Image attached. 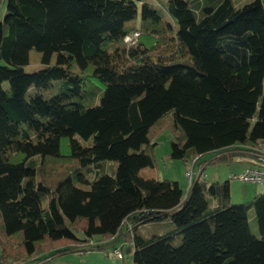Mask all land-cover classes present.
I'll use <instances>...</instances> for the list:
<instances>
[{"label": "trees", "instance_id": "16d2710c", "mask_svg": "<svg viewBox=\"0 0 264 264\" xmlns=\"http://www.w3.org/2000/svg\"><path fill=\"white\" fill-rule=\"evenodd\" d=\"M163 131L167 157L199 168L185 196L175 181L140 176ZM262 139L264 0L6 1L0 261L123 236L132 264H264V192L233 204L229 181L201 179Z\"/></svg>", "mask_w": 264, "mask_h": 264}, {"label": "rangeland", "instance_id": "374dc122", "mask_svg": "<svg viewBox=\"0 0 264 264\" xmlns=\"http://www.w3.org/2000/svg\"><path fill=\"white\" fill-rule=\"evenodd\" d=\"M6 1L0 0V20H2L6 9ZM165 0H160L163 3ZM251 0H234L236 6H241L244 3ZM140 20V11L136 20L130 22L131 25L138 26ZM173 140V136L168 131H163L155 138L156 146L154 148V156L156 164L151 169H146L140 172V176L145 179H156V180H171L178 183L179 188L185 196L189 181L186 172L192 166V162H183L181 160H172L167 156L170 152V141ZM84 145L89 144V141H82ZM214 157L213 154H206L201 159L210 160ZM112 165L115 169L116 164L113 162L106 161L104 165ZM247 166L244 160H237L235 158L230 162L217 161L214 163H208L205 169L202 171L201 179L212 182H224L229 181V197L230 202L233 204L248 202L256 193L264 192V183H250L243 182L234 178V176L240 175L243 169ZM199 172V168L195 166L192 171V179L195 180L196 174ZM110 173V172H107ZM93 174L90 175L92 177ZM248 222L252 233L258 234L257 223L254 218L253 209L248 211ZM154 226L147 224L141 225L138 228V234L149 235L150 230ZM128 229L127 224H123L120 228L121 234L126 233ZM81 236V235H79ZM101 244L102 240L98 237H94L91 240L92 245L95 243ZM130 242L125 241L124 237H116L114 240L102 243L101 249H94L92 251H86L83 253L79 252H67L64 254H57L48 259H43L41 256L40 260L28 261L22 264H132V253L127 251ZM114 248H121L123 259L117 258L113 253ZM9 262V261H0Z\"/></svg>", "mask_w": 264, "mask_h": 264}, {"label": "built area", "instance_id": "2783aa9c", "mask_svg": "<svg viewBox=\"0 0 264 264\" xmlns=\"http://www.w3.org/2000/svg\"><path fill=\"white\" fill-rule=\"evenodd\" d=\"M137 35V33L135 34ZM129 38H126L128 40ZM245 149H239V152H243L248 154V158L242 159V157H237V160H244L247 163V166L243 169V171L238 176H234V178L241 180L243 182L250 183H264V139L258 141L253 145L248 146H238ZM192 166L186 172L188 177V181L192 180ZM197 175V174H196ZM91 243V242H90ZM113 253L117 256V258L122 259L123 254L120 248H116L113 250ZM0 264H13L10 262H1Z\"/></svg>", "mask_w": 264, "mask_h": 264}, {"label": "crops", "instance_id": "0c3cea01", "mask_svg": "<svg viewBox=\"0 0 264 264\" xmlns=\"http://www.w3.org/2000/svg\"><path fill=\"white\" fill-rule=\"evenodd\" d=\"M115 238H116V237H115ZM115 238L111 239L110 241L114 240ZM108 242H109V241H108ZM108 242H107V243H108ZM114 249H116V248H114ZM120 249H121V248H120ZM122 259H123V258H122ZM131 260H132V259H131Z\"/></svg>", "mask_w": 264, "mask_h": 264}]
</instances>
